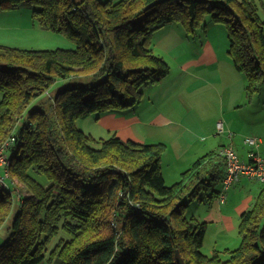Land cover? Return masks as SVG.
I'll return each instance as SVG.
<instances>
[{
	"label": "trees",
	"instance_id": "16d2710c",
	"mask_svg": "<svg viewBox=\"0 0 264 264\" xmlns=\"http://www.w3.org/2000/svg\"><path fill=\"white\" fill-rule=\"evenodd\" d=\"M23 4L42 28L77 47L0 44V148L13 139L5 149L8 168L0 167L29 191L17 200L15 184L0 187V230L12 218L0 264H40L47 254L53 264H181L177 251L185 264H264V186L240 216L234 250L206 255L208 223L187 215L194 200L219 197L226 171L219 150L168 185L165 143L97 139L78 125L133 108L147 85L168 76L153 39L175 22L193 34L208 18L225 23L231 59L252 98L264 87L257 0H0V10ZM77 75L91 81L49 96V110L28 112L56 81Z\"/></svg>",
	"mask_w": 264,
	"mask_h": 264
},
{
	"label": "crops",
	"instance_id": "0c3cea01",
	"mask_svg": "<svg viewBox=\"0 0 264 264\" xmlns=\"http://www.w3.org/2000/svg\"><path fill=\"white\" fill-rule=\"evenodd\" d=\"M207 24L194 34L177 22L159 30L153 49L158 56L170 59L168 76L158 84L147 85L144 98L133 108L94 117V123L108 136L165 143V180L170 176L177 182L197 159L223 145H232L244 161L250 160L252 151L264 157V88L248 97L247 79L231 59L228 37L219 24ZM219 121L224 123L223 132L218 130ZM250 136L258 138V146L245 142ZM224 175L216 185L218 192ZM261 184L243 176L229 188L225 202L218 197L199 199L210 206L204 220L207 231L216 224L235 228L259 194Z\"/></svg>",
	"mask_w": 264,
	"mask_h": 264
},
{
	"label": "rangeland",
	"instance_id": "374dc122",
	"mask_svg": "<svg viewBox=\"0 0 264 264\" xmlns=\"http://www.w3.org/2000/svg\"><path fill=\"white\" fill-rule=\"evenodd\" d=\"M257 4L258 14L262 19H264V0H257ZM211 18H208L207 22L212 21ZM217 24H219L220 30L228 37L227 25L223 22H217ZM0 44L20 49L35 50H53L58 48L75 49L77 47V44L70 38H68L65 34L42 28L39 22L33 17L32 8L27 4H23L22 6L14 9L0 10ZM165 60L170 65V59L166 58ZM90 81V78L80 75L73 76L71 79L59 80L58 82L56 81L49 91L41 95L38 102L42 101L43 103L38 104L37 102H35L28 108V112H31L38 108L49 110V105L51 102L48 98L49 96H55L59 91L63 89L73 87L82 83L85 84ZM2 96L3 93L0 91V100L2 99ZM78 125L80 128L83 127L85 129L84 131L92 134V136L97 139H107L111 137L108 136L106 130L103 127H99L94 123V117H91V119L78 121ZM95 145L98 146L99 144ZM0 175L5 176V171L2 167H0ZM180 178H178V180ZM7 181H10V179L7 178ZM13 181L16 185L14 194H16V199L19 200V196L21 194L24 197L29 191L24 185L20 184L19 179L14 178ZM174 181L176 180H172V178L168 176L166 183L168 185H172L173 183H175ZM261 185L262 187L264 186V184ZM204 194L205 192L202 193V195ZM227 198L228 192L226 194V199ZM199 199L200 198L194 200L189 204L187 215L189 217L196 216L200 221H204L210 213V206L207 204H202L201 202H199ZM14 215L15 212H12L11 216L13 217ZM11 219L12 218H10L6 222V224H4L5 227L0 230V245L4 243L8 238L9 227L12 221ZM239 222L240 221L237 222V226L239 225ZM237 226H235V228L233 229H224L218 224L212 225L207 231L205 243L202 248L203 252L208 256H212L215 250L224 251L225 249L234 250L238 248L241 243V236L239 234ZM55 243H57L56 239L51 244L50 249L54 248ZM40 264H53V262L50 261L49 255L47 254L46 260Z\"/></svg>",
	"mask_w": 264,
	"mask_h": 264
},
{
	"label": "built area",
	"instance_id": "2783aa9c",
	"mask_svg": "<svg viewBox=\"0 0 264 264\" xmlns=\"http://www.w3.org/2000/svg\"><path fill=\"white\" fill-rule=\"evenodd\" d=\"M218 130L223 132L224 123L223 121H219L217 123ZM8 140L1 148H0V166H6L8 168L9 159L5 154L6 147L13 142ZM245 142L252 145L258 146L259 140L254 136L246 137ZM219 154L225 160V175L223 179L222 189L219 194V201L221 203L226 201V194L229 188L236 181L240 180L241 177L246 176L251 179H256L262 183H264V157L260 154L252 151L250 153V160L244 161L238 151L232 145H224L219 148ZM7 178L9 177V171H5V176L0 175V187H7L10 183H7ZM11 184H14L13 180H10ZM20 197V196H19Z\"/></svg>",
	"mask_w": 264,
	"mask_h": 264
},
{
	"label": "water",
	"instance_id": "95a60500",
	"mask_svg": "<svg viewBox=\"0 0 264 264\" xmlns=\"http://www.w3.org/2000/svg\"><path fill=\"white\" fill-rule=\"evenodd\" d=\"M150 6H152V4H150L149 6H147L146 8H149ZM177 259L181 264H185L183 258L181 257V255L179 254V252L177 251Z\"/></svg>",
	"mask_w": 264,
	"mask_h": 264
}]
</instances>
